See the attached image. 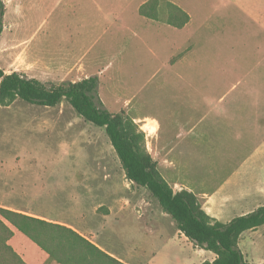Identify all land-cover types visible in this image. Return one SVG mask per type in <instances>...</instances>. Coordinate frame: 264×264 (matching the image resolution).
Returning a JSON list of instances; mask_svg holds the SVG:
<instances>
[{"label": "rangeland", "instance_id": "rangeland-1", "mask_svg": "<svg viewBox=\"0 0 264 264\" xmlns=\"http://www.w3.org/2000/svg\"><path fill=\"white\" fill-rule=\"evenodd\" d=\"M1 1L0 68L5 74L18 72L46 85L97 77L96 95L105 109L155 119L160 142L168 139L173 155L184 152L185 162H202L185 152L190 144L184 139L199 97L238 96L236 104L227 98L228 107L247 114L255 138L260 133L255 123L264 125V0H160L158 21L138 15L148 0ZM167 2L189 15L183 29L165 23ZM21 52L25 58L17 60ZM34 55L46 63L31 60ZM50 58L56 62L48 63ZM185 115L191 117L189 126ZM21 184L25 195L20 199ZM7 193L11 197L2 199ZM48 193L55 195L58 208L95 205L99 217L112 203L107 194H115L110 221L96 224L101 225L99 240L122 254L148 244L153 252L133 253L141 264H176L167 242L150 239L144 227L154 222L174 226V221L146 189L127 181L104 129L84 121L66 101L42 107L17 99L0 107V204L29 208L35 195L39 200ZM135 196L154 208L152 221L146 207L131 199ZM239 247L250 264H264V225L245 233ZM183 248L185 264L210 255Z\"/></svg>", "mask_w": 264, "mask_h": 264}, {"label": "crops", "instance_id": "crops-1", "mask_svg": "<svg viewBox=\"0 0 264 264\" xmlns=\"http://www.w3.org/2000/svg\"><path fill=\"white\" fill-rule=\"evenodd\" d=\"M31 57V60H34L33 57H37L36 60L42 62L40 64L46 63L43 59H39L38 55ZM184 57L185 56H183L182 59ZM23 58H25L24 52L17 55V60ZM47 62L54 64L56 61L50 58ZM19 71H22V69ZM24 71L25 70H23V72ZM199 98L201 99H198V101L194 100L196 103H194L193 106L192 115L194 116L191 123L192 127L189 130V134L184 136V139L190 144V146L185 148V152H189V154L193 152L195 158L196 155L202 158L200 166L197 164L195 166L194 161L185 162L187 160L184 157V152L179 151V154L176 153L173 155L175 148L171 146L168 139L163 137L162 142H160V138L157 136L160 126L155 119L131 118L136 124L140 123L142 125V131L145 133L146 138V149L152 157L154 156L153 158L157 162V168L160 169L161 167L158 171L172 190L174 192L181 190L192 192L197 197L202 209L208 216L225 224L236 217L249 214L264 205V125L255 123L258 132H260L259 134H261L260 137L259 134H257L255 138L247 114L236 112L235 105L228 107L226 100L229 96ZM238 101V96L229 98V103L231 104H236ZM203 103H209L210 106L204 109L201 105ZM199 109H201V111ZM210 116L212 118H210ZM190 118L191 117L188 118V116L185 115V119H188V126L190 125ZM201 126L205 128H200ZM223 129H225L226 134L222 133ZM180 134L181 133H179V135ZM250 149H252L251 153L249 151ZM158 157L161 163L158 161ZM194 169H197L198 173L195 172ZM203 169L205 170L204 176L201 175ZM173 172H175L177 176L175 174L172 175ZM197 174H199L198 177ZM72 182L73 180H70L69 183L72 185ZM208 184L212 185L207 186ZM24 187V184L20 185L22 192L21 195L17 196L20 199L25 195ZM2 188L4 190L6 189L5 187ZM107 195L112 203L108 206V213L100 217L98 216V207L95 205L90 210H85L83 207L75 211L71 208L69 210L58 208L55 206V195L52 197L49 193L40 196L39 200H36L37 197H35V195L33 197L34 205L29 208L22 205H17L15 207L9 203H1L0 207L69 228L112 258L124 264H141L139 258L134 256L133 253L141 249L143 253L153 252V249H149L148 244H145L143 248L135 247L130 253L128 251L122 254L117 250L110 249L99 240L97 230L102 224L110 221L109 218L112 216V211L115 208V194ZM10 197L9 193L1 195L2 199H9ZM131 199L135 201L136 205L139 204L146 207L145 213L150 217L149 220L152 221V209L154 208H149V201L137 196L131 197ZM88 214H91V217L88 216ZM99 222L101 225L96 227V224ZM173 225L174 226H167L163 222H154L144 227L150 234L148 236L150 239L155 238L156 240L159 239L160 242H167L172 253V258L176 260V264L186 263V261H184V259H186L184 256L185 252L182 251V249H184L183 247L188 248L189 251H197L201 256L206 255L203 254L205 250L194 247L192 243L178 231L176 224ZM12 231L13 236L8 244L25 263L57 264L54 261H50L47 254L30 241L32 243L31 245H34L31 246L28 242L29 240L25 237L27 241L21 233L14 229H12ZM254 231L242 233L238 240V247L242 236L245 233ZM177 241L184 246L178 244ZM209 253L210 255H207L208 259L200 261L198 264H202L205 261L212 262L215 256L211 252ZM242 254L245 256L243 252ZM143 264L153 263L147 261Z\"/></svg>", "mask_w": 264, "mask_h": 264}, {"label": "trees", "instance_id": "trees-1", "mask_svg": "<svg viewBox=\"0 0 264 264\" xmlns=\"http://www.w3.org/2000/svg\"><path fill=\"white\" fill-rule=\"evenodd\" d=\"M159 8L160 0H148L137 12L146 20L158 21ZM165 9L168 26L180 30L189 23V15L177 5L167 2ZM4 13V4L0 0V34ZM97 86V77L46 85L18 72L5 74L0 68V107H8L17 99L42 107H55L66 101L84 121L104 129L127 181L145 188L194 247L214 254L212 262L202 264H250L239 249L238 240L242 233L264 225V205L223 224L204 212L192 192H174L146 149L144 132L125 112L114 114L105 109L96 95ZM12 229L57 264H124L69 228L2 207L0 264H27L8 244L13 236Z\"/></svg>", "mask_w": 264, "mask_h": 264}]
</instances>
